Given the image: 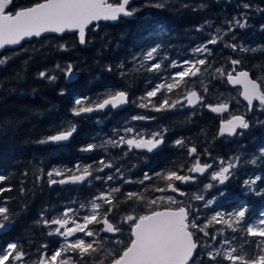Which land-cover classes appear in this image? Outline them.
I'll use <instances>...</instances> for the list:
<instances>
[{"label": "trees", "instance_id": "1", "mask_svg": "<svg viewBox=\"0 0 264 264\" xmlns=\"http://www.w3.org/2000/svg\"><path fill=\"white\" fill-rule=\"evenodd\" d=\"M38 1L11 0L8 10ZM127 8L130 18L90 24L82 45L66 32L0 51V264L42 256L107 264L140 215L178 206L196 245L187 264H264V102L248 106L225 81L244 68L264 96V0H130ZM190 62L198 69L175 75ZM192 89L200 100L188 109ZM121 90L124 107L72 115ZM218 103L226 113L208 111ZM232 114L245 126L220 134ZM71 129L65 143L46 142ZM140 137L161 141L151 152L128 147ZM195 162L206 171L181 183ZM223 167L219 181L211 174ZM84 171L79 185L54 182ZM171 185L182 195L166 192ZM105 219L113 232L102 231ZM65 220L84 221L66 245Z\"/></svg>", "mask_w": 264, "mask_h": 264}, {"label": "water", "instance_id": "2", "mask_svg": "<svg viewBox=\"0 0 264 264\" xmlns=\"http://www.w3.org/2000/svg\"><path fill=\"white\" fill-rule=\"evenodd\" d=\"M11 0H0V51L20 45L21 42L48 34L60 35L75 32L79 45H82L86 28L97 21L114 22L118 17L130 18L128 10L130 0H119L111 3L107 0H40L29 6L9 11ZM193 71L190 76H193ZM68 69L66 80L74 78ZM225 80L228 86L238 88V96L248 106L251 102H264V96L258 81L250 77L249 72L238 69L227 73ZM200 98L192 89L184 96V107L191 109ZM127 95L117 91L99 102L82 107L72 113L73 116L102 113L107 109H120L126 105ZM208 111L222 115L227 112L225 103L207 105ZM101 120H96L99 124ZM244 127V117L232 114L219 121L218 131L222 135L231 136ZM74 132L61 131L50 135L46 142L52 144L65 143ZM161 138L140 137L128 142V147L136 151H154ZM89 149H86V151ZM193 148L189 149V154ZM206 171L204 163L195 162L189 173L181 177V183H189L193 175L201 176ZM89 173L79 172L54 180L57 184L79 185ZM166 192L182 195V191L171 185ZM187 212L184 206L160 207L140 215L131 225V239L119 256L107 264H187L195 251V242L186 223ZM102 231L113 232L108 220L102 222ZM70 235V230L66 232Z\"/></svg>", "mask_w": 264, "mask_h": 264}, {"label": "rangeland", "instance_id": "3", "mask_svg": "<svg viewBox=\"0 0 264 264\" xmlns=\"http://www.w3.org/2000/svg\"><path fill=\"white\" fill-rule=\"evenodd\" d=\"M192 67H194L195 69H198L197 67H195V66H193V64H192V62H190V63H185L184 65H183V67H182V70L180 71V72H178V73H176L175 75H177L178 77H180V76H182L183 74H185L186 73V71L189 69V68H192ZM194 69V70H195ZM190 71H192L193 72V70L191 69ZM177 77V78H178ZM165 86H167V85H165ZM208 167V164L206 165V168ZM214 178H216L217 180H219V181H221L226 175H227V167H223V168H221L220 170H218V171H216V172H214V173H212L211 174ZM263 219H264V216L262 217ZM70 222V220H65V221H63L62 223H63V225L64 226H66L65 227V229H63L62 230V235H63V237H64V244L66 245L68 242H70V241H73L72 240V235L73 234H75L77 231H78V229H77V227L79 226H81L80 224L81 223H84V221H79L78 223L77 222H73V224L72 225H68V223ZM254 227H251V229L253 228V229H257V230H261L262 229V227L260 226V225H258V224H255V225H253ZM70 230V232H71V234L70 235H67V230ZM252 229V230H253ZM261 233H264V232H261ZM4 255H6V254H4ZM1 261V260H0ZM19 261V259H18V257L16 256V255H13V256H11V262H18ZM1 263V262H0ZM39 264H49V262L47 261V259L44 257V256H42V259H41V261L39 262Z\"/></svg>", "mask_w": 264, "mask_h": 264}, {"label": "bare ground", "instance_id": "4", "mask_svg": "<svg viewBox=\"0 0 264 264\" xmlns=\"http://www.w3.org/2000/svg\"><path fill=\"white\" fill-rule=\"evenodd\" d=\"M226 81V80H225ZM191 91V90H190ZM188 93V92H187ZM212 114H214V113H212ZM215 115H218V114H215Z\"/></svg>", "mask_w": 264, "mask_h": 264}, {"label": "flooded vegetation", "instance_id": "5", "mask_svg": "<svg viewBox=\"0 0 264 264\" xmlns=\"http://www.w3.org/2000/svg\"><path fill=\"white\" fill-rule=\"evenodd\" d=\"M194 164V163H193Z\"/></svg>", "mask_w": 264, "mask_h": 264}]
</instances>
